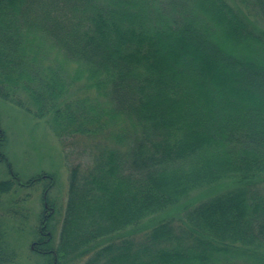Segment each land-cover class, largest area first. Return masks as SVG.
Returning a JSON list of instances; mask_svg holds the SVG:
<instances>
[{
	"label": "trees",
	"instance_id": "1",
	"mask_svg": "<svg viewBox=\"0 0 264 264\" xmlns=\"http://www.w3.org/2000/svg\"><path fill=\"white\" fill-rule=\"evenodd\" d=\"M0 98L88 142L47 264H264V0H0Z\"/></svg>",
	"mask_w": 264,
	"mask_h": 264
},
{
	"label": "rangeland",
	"instance_id": "2",
	"mask_svg": "<svg viewBox=\"0 0 264 264\" xmlns=\"http://www.w3.org/2000/svg\"><path fill=\"white\" fill-rule=\"evenodd\" d=\"M70 97L68 94L64 98ZM0 126L4 130V154L20 183H25L39 173L46 175L31 186L15 184L11 191L0 196V221L5 231V241L14 251L11 264H47L48 257L34 250L44 200L50 206L45 213H52L47 225L52 233L51 241L56 244L67 200L69 167L76 162L81 163V168L89 164L88 142L77 135L68 138L63 144L61 137L49 128L44 119L29 115L1 98ZM49 174L53 176L54 184L47 187ZM9 176L5 162L1 163L0 178ZM227 184L224 183L222 187ZM78 261L65 264H77Z\"/></svg>",
	"mask_w": 264,
	"mask_h": 264
}]
</instances>
